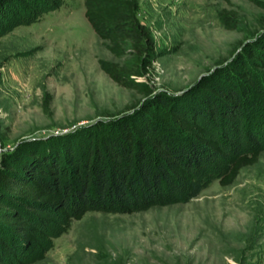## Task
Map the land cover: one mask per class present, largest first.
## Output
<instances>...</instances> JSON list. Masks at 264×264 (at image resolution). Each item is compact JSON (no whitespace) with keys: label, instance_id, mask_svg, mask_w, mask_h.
<instances>
[{"label":"rangeland","instance_id":"rangeland-1","mask_svg":"<svg viewBox=\"0 0 264 264\" xmlns=\"http://www.w3.org/2000/svg\"><path fill=\"white\" fill-rule=\"evenodd\" d=\"M136 3L135 16L153 41L137 79L176 103L198 83L221 81L242 46L264 35V0ZM85 4L59 0L0 30V153L28 140L60 144L99 135L146 98L100 67L130 56L108 50L85 19ZM224 11L233 17L231 27L223 24ZM46 94L48 113L41 109ZM156 111L167 118L165 108ZM207 133L218 134L208 126ZM53 230L40 248L8 264H108L112 258L118 264H264V149L229 184L212 178L186 201L131 212L87 209L79 219L58 220Z\"/></svg>","mask_w":264,"mask_h":264},{"label":"trees","instance_id":"trees-1","mask_svg":"<svg viewBox=\"0 0 264 264\" xmlns=\"http://www.w3.org/2000/svg\"><path fill=\"white\" fill-rule=\"evenodd\" d=\"M85 1L83 15L108 50L130 56L122 63L102 61L100 67L112 81L146 98L99 135L68 137L60 144L28 140L0 153V264L21 262L56 233L53 227L64 217L79 219L87 209L131 212L183 202L215 177L229 184L264 149L262 33L242 46L221 81L198 83L176 103L172 94L152 93L137 79L153 41L135 16L136 0ZM58 4L0 0V30ZM222 17L225 27L233 25L231 15L224 11ZM157 106L167 110V118L156 116ZM41 109L49 112L48 94ZM207 126L218 134H208ZM118 263L112 258L108 264Z\"/></svg>","mask_w":264,"mask_h":264}]
</instances>
